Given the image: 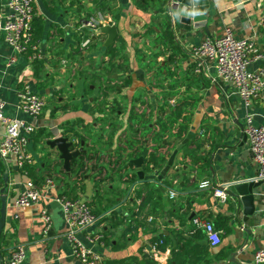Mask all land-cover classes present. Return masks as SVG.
I'll return each mask as SVG.
<instances>
[{"label": "crops", "instance_id": "1", "mask_svg": "<svg viewBox=\"0 0 264 264\" xmlns=\"http://www.w3.org/2000/svg\"><path fill=\"white\" fill-rule=\"evenodd\" d=\"M101 1L35 0L33 24L43 51L38 61L31 53H18L8 65L14 52L0 30V93L5 113L36 127L27 148L34 162L19 166L15 159L0 155V217L1 197H7L1 263L22 245L27 251L25 264H84L73 254L68 224L56 201L66 195L86 201L99 216L78 237L108 263L136 264L138 259L142 264H170L172 249L187 245L188 250L203 251L198 253V264H256L255 253L264 248V183L255 188L256 212L247 220L242 210L235 213L234 199L229 196L221 202L213 189L258 174L242 127L249 113L255 123L264 124V94L246 104L232 84L215 81L219 79L215 66L199 60L192 47L206 37L222 35L230 26L238 37L253 38L264 49L260 25L264 0H212L210 35L203 28L186 33L176 28L174 34L167 23L166 0L164 5L163 0H105V12L119 31L111 46L120 48L118 55L112 59V49L104 45L106 34L97 35L84 53L77 54L83 40L78 20L98 12ZM6 2L0 0V21L7 14ZM260 65L254 61L250 68ZM25 85L46 98L38 118L20 108L18 94ZM175 105L185 109L178 119L170 117ZM161 120L173 125L165 129ZM186 120L189 128L180 139L175 133ZM71 127L86 137L89 148L99 151L97 169L92 161L80 168L73 160L68 172L63 161L55 159L54 164L46 154L42 143L46 134L50 130L66 134ZM5 133L6 126L0 122V138ZM188 134L192 137L187 149L199 160L194 162L184 147L177 154L175 165L180 171L171 188L178 191L175 198L168 194L171 189L163 193L157 187L148 196V156L141 168L132 162L116 163L120 154L131 160L147 148L157 154L159 163L164 162L159 165L163 168ZM139 170L145 171L143 179ZM193 173L196 177L191 180ZM47 176L56 180L57 188L45 190L33 206L18 207L15 199L26 182H42ZM203 182L208 185L200 187ZM149 197L150 202L142 206ZM44 209L52 216L48 229L41 218ZM195 216L214 222L220 231L219 243L210 242L204 229L194 223ZM99 233L103 240L92 242L90 238ZM160 240L173 245L162 243L155 257L154 244Z\"/></svg>", "mask_w": 264, "mask_h": 264}, {"label": "built area", "instance_id": "2", "mask_svg": "<svg viewBox=\"0 0 264 264\" xmlns=\"http://www.w3.org/2000/svg\"><path fill=\"white\" fill-rule=\"evenodd\" d=\"M35 0H7L5 19L0 21V30L4 33V39L13 50L8 59V65L16 61V54L31 53L32 59L43 58V51L38 42L34 41L33 20ZM101 24L113 25L109 14L98 11L93 15L78 20L79 30L84 34L82 42L78 45L77 54L84 53L96 36V31ZM260 25L264 27V13L260 18ZM85 34L87 35L84 38ZM75 52V53H76ZM192 53L201 61H207L215 66L219 79L234 86L236 92L250 105L255 99L264 94V49L253 38L238 37L232 27H226L220 36H209L199 44L192 47ZM254 61H260L257 69H251ZM67 61H64L66 64ZM1 87V86H0ZM1 89V88H0ZM20 108L31 118H38L46 106V98L35 91L29 85H25L19 91ZM0 122L5 124L6 133L0 138V155L4 158H13L19 166L34 162L33 156L28 152V144L31 134L36 127L19 118L8 117L5 113V102L0 93ZM244 131L258 165V174L251 178L264 183V124L255 123L252 113L246 118ZM96 163L95 159L87 160ZM87 168V165H86ZM208 182H203L200 187H206ZM229 183L214 187L213 195L221 202L228 197ZM57 188V182L52 176H47L42 182L29 180L25 188L17 195L15 203L20 208H28L41 201L43 192ZM170 198H175L178 191L171 189L168 192ZM63 210L68 224L67 237L72 245L73 254L84 264H108L99 254L88 248L78 237V233L99 220V216L90 205L80 199L61 195L56 198ZM47 229L52 222V216L47 209L41 215ZM194 223L202 227L210 242H220V231L210 218L194 217ZM104 235L99 233L90 238L92 242L102 241ZM163 240L154 244V256L158 257V250ZM171 251V250H170ZM27 259L26 248L22 245L16 247L8 260L3 264H25ZM256 264H264V248L255 253ZM0 264L1 253H0Z\"/></svg>", "mask_w": 264, "mask_h": 264}, {"label": "water", "instance_id": "3", "mask_svg": "<svg viewBox=\"0 0 264 264\" xmlns=\"http://www.w3.org/2000/svg\"><path fill=\"white\" fill-rule=\"evenodd\" d=\"M165 8L167 15V23L169 24L170 30L175 34L176 28L180 30V33L190 32L203 28L207 34L210 35L209 30V19H210V8L212 0H166ZM100 34H106L107 40L104 43L106 47H110L118 37L119 31L116 25L101 24L100 28L96 31V36ZM188 136L179 143V145L173 150L170 155L167 164L160 168L157 163L151 162L150 166V177L146 179V184L150 188L157 187L161 192L166 193L167 190L171 189L175 182H177V173L180 171L176 167L177 154L183 149L188 143ZM242 137L247 140V134L242 127ZM43 149L46 150L48 157L54 161L55 159L63 161V168L68 172L71 171L72 161H77L80 168L83 164L86 165L87 159H83L82 156L89 152V144L86 140H79V138L73 132H67L66 134L57 135L53 130H50L42 141ZM91 143V142H90ZM79 160V161H78ZM131 162L136 164L138 168L143 167L146 163L145 156H139L131 159ZM150 163V162H149ZM197 171V170H196ZM198 172V171H197ZM138 175L141 179L145 177V171L139 170ZM7 177V173H5ZM191 180L195 179V174L191 176ZM126 179V177H125ZM128 179V177H127ZM262 181H256L253 179L242 180L233 182L229 185L228 194L234 199L235 213L239 214L242 210L244 214V220H247L250 216L256 212V195L255 188L261 186ZM2 207L0 217V237L4 230L6 223V210H7V197L5 194L2 195Z\"/></svg>", "mask_w": 264, "mask_h": 264}, {"label": "trees", "instance_id": "4", "mask_svg": "<svg viewBox=\"0 0 264 264\" xmlns=\"http://www.w3.org/2000/svg\"><path fill=\"white\" fill-rule=\"evenodd\" d=\"M164 2H165V0H163L162 1V4L164 5ZM99 11H107L108 10V6H107V3L105 2V0H102L100 3H99ZM90 16V15H89ZM84 35V34H83ZM33 36H34V41L35 42H37V40H36V29H35V26H34V24H33ZM86 34H85V36H84V38H86ZM95 37V36H94ZM96 38V37H95ZM94 38V39H95ZM112 46V45H111ZM108 47V49H112V59L115 57V56H117L118 55V51L120 50V48H117V47H114V48H112V47ZM39 59H35V61H38ZM112 64V67H118V63H116V62H111ZM98 79H99V76H98ZM104 95V97H106V93H104L103 94ZM184 111H185V109H184V107L182 106V105H175V107H174V109L172 110V113H171V115H170V117H174V118H176V119H178L179 117H182L183 116V114H184ZM186 119V118H185ZM184 119V120H185ZM170 121H171V119H169ZM163 121V120H161V122H160V124H161V126H163L165 129L166 128H169L168 127V124L169 125H173L170 121ZM188 128H189V124H188V122H187V120L186 121H184V122H182L180 125H179V127L177 128V132L175 133L180 139H182V138H184V136H185V132L186 131H188ZM68 132H73L78 138H79V140L81 141V140H86V137L85 136H83L82 134H80L77 130H75L73 127H71V128H69V130H68ZM67 133V132H66ZM89 146V145H88ZM189 146V143H187L185 146H184V148H185V151H186V155L188 154V153H190L192 156H193V160H194V162H196L197 160H199V157H195V155L193 154V153H191V151H189L188 149H187V147ZM183 148V149H184ZM99 151H96V150H92L91 148H89V152L86 154V155H83L82 156V161H83V159H87V160H91V159H95L96 160V163H95V165L93 166V168L95 167V169H97L96 168V166H97V164L98 163H100L99 162V160H100V157H97V155L99 156ZM139 155L140 156H145L146 158H147V156L149 157L148 158V160H149V162L151 163H153V162H155V163H157V165L159 166V165H162V164H164V162L163 163H159L160 162V158L157 156V154L155 153V152H148V149L147 148H144L140 153H139ZM79 161V160H78ZM125 161V164H131V160H130V158H129V156H125L124 157V155L123 154H120V157L117 159V162L116 163H122V162H124ZM98 162V163H97ZM115 162V161H114ZM161 162H162V160H161ZM84 167H86V165L85 164H83V167L82 168H84ZM155 193V189H152V188H150V190L148 191V196H151V195H153ZM138 197H142V192L141 191H139L138 192ZM150 199H152L151 197H149V198H146V199H144L143 200V203H142V206L144 205V206H146L149 202H150ZM171 244L173 245V243L171 242V241H166V240H164V243H163V245L164 246H166V245H169V246H171ZM188 246L186 245L184 248H173L172 249V255H173V257H172V261H171V263L170 264H172L173 262H176V264H186V263H188V262H194L195 264H198L199 263V261H200V259H201V256H198V253H202L203 251H200V252H196V251H194V250H188V248H187ZM194 247H195V245H194ZM108 263V262H107ZM133 263H136V264H142L141 263V261L140 260H138V259H136V260H134V262ZM108 264H131L130 262H126V260H121V261H117V262H109Z\"/></svg>", "mask_w": 264, "mask_h": 264}]
</instances>
